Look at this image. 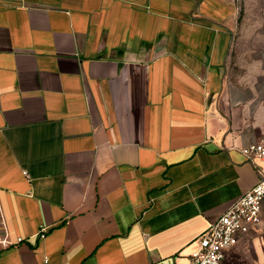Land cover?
<instances>
[{
	"label": "crops",
	"instance_id": "1",
	"mask_svg": "<svg viewBox=\"0 0 264 264\" xmlns=\"http://www.w3.org/2000/svg\"><path fill=\"white\" fill-rule=\"evenodd\" d=\"M261 140L264 0H0V264H190Z\"/></svg>",
	"mask_w": 264,
	"mask_h": 264
},
{
	"label": "built area",
	"instance_id": "2",
	"mask_svg": "<svg viewBox=\"0 0 264 264\" xmlns=\"http://www.w3.org/2000/svg\"><path fill=\"white\" fill-rule=\"evenodd\" d=\"M241 152L249 162L263 164V168L258 167L260 181L198 240L199 249L191 258L190 264H224L227 253L239 244L242 237L250 234L261 223L264 203V140L243 148ZM44 236L42 234L41 238ZM22 241L19 239L18 243ZM15 245L6 235L0 236L2 248Z\"/></svg>",
	"mask_w": 264,
	"mask_h": 264
}]
</instances>
